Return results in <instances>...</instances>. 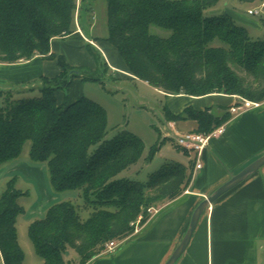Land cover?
<instances>
[{
    "label": "trees",
    "instance_id": "trees-1",
    "mask_svg": "<svg viewBox=\"0 0 264 264\" xmlns=\"http://www.w3.org/2000/svg\"><path fill=\"white\" fill-rule=\"evenodd\" d=\"M83 1L78 5L77 0H0V62L42 55L57 59L61 68L54 77H40L39 94L34 89L40 82L0 88V166L19 158L29 141L28 156L34 163H45L51 188L79 190L83 199L81 204L56 202L28 226L41 264H74L68 258L71 250L79 255L77 264H86L108 242L131 236L133 222L142 216L144 224L149 218L148 208L175 200L188 189L195 168L193 159L188 163L168 160L145 181L120 176L132 166L138 169L150 162L160 143L144 155L143 139L129 130L108 139L106 109L85 95L68 98L74 78L99 80L81 74V66L70 65L63 55L51 52L54 38L82 39L78 29L83 28L75 24L76 17L80 20L84 10L93 13L91 2L96 0ZM219 1L105 0L109 34L89 39L110 42L134 78L166 94L224 93L263 102L264 37L253 39L249 28L229 12L206 14ZM153 26L165 34L152 32ZM94 45L85 42L97 59ZM104 64L109 68L105 59ZM59 91L64 92L63 100L57 97ZM165 116L167 122L191 120L194 132L209 133L230 114L187 107ZM24 194L11 179L0 195L3 264L24 263L17 226L24 211L18 199ZM84 210L89 211L87 217L82 215Z\"/></svg>",
    "mask_w": 264,
    "mask_h": 264
},
{
    "label": "crops",
    "instance_id": "crops-1",
    "mask_svg": "<svg viewBox=\"0 0 264 264\" xmlns=\"http://www.w3.org/2000/svg\"><path fill=\"white\" fill-rule=\"evenodd\" d=\"M229 13L235 19L258 26L243 16ZM78 31L82 39L63 42L62 48L60 38H54L51 52L63 55L70 65L95 66L85 47V42L89 41L104 48L103 57L112 69L124 77L134 78L110 42L92 41L80 29ZM60 71L57 59L49 60L42 55L14 63L0 62V88L8 89L16 83L38 84L40 77H54ZM82 82L81 78H74L68 91L70 100L83 95L78 93ZM74 87L78 90H73ZM159 92L165 95L164 115L166 112L181 113L187 107L216 110L218 115L228 111L230 117L223 124L224 132L210 140L200 156L201 167L194 168L190 186L180 197L165 204L158 215L140 232L126 238L115 252L100 253L86 264H165L183 239L198 204L264 154V101L246 111L232 113L230 108L239 102L238 95L211 93L192 96ZM57 97L63 100L64 92H57ZM173 122L174 130H168L167 122L165 125L170 135L176 131H193L196 126L191 120ZM177 149L186 155L181 162L188 163L191 159L195 162L192 154ZM11 179L15 185L21 184V180L34 185L37 190V202L30 207L31 218H28L27 226L40 216L44 217L48 208L56 203L53 201H59L47 185L45 168L38 163L17 158L1 165L0 187ZM174 264H264V166L208 206L186 250Z\"/></svg>",
    "mask_w": 264,
    "mask_h": 264
},
{
    "label": "rangeland",
    "instance_id": "rangeland-1",
    "mask_svg": "<svg viewBox=\"0 0 264 264\" xmlns=\"http://www.w3.org/2000/svg\"><path fill=\"white\" fill-rule=\"evenodd\" d=\"M264 0H258L254 3L240 2L239 0H220L218 4L211 9L206 11V14H220L224 12H233L244 18L257 23L258 26H253L244 21L236 19L240 24L247 26L250 30V34L253 39H261L264 37V8L259 9L260 15H250L247 11L249 8H259L261 3ZM84 2L83 0H77V3ZM88 5V4H87ZM94 12L92 13L89 10H84L82 12V17L80 20L76 17L75 24L80 26L81 24L83 30L82 33L88 38L92 37H107L109 34V26L107 22L106 14V3L105 0H96L91 2ZM81 13L76 12V15ZM152 32L165 34L160 28L153 26L151 28ZM79 38L77 36L60 38L58 39L60 47L62 48L63 42L67 41H76ZM101 46V45H100ZM98 45H94L92 50L95 52L97 59L92 55L95 66L91 65H80L81 74L87 76H97L99 80H88L82 82V86L77 89L78 93H83V95L93 99L94 101L100 103L107 111L108 115V133L106 138L110 139L114 137L121 130H129L136 135H139L145 143V152L144 155L149 153V150L153 144L160 143V149L154 156V158L143 165H140L137 169V166H132L124 170L120 176L130 178L132 180L145 181L148 179L150 174L157 170L161 164L168 160H177L182 161V158L186 155L177 149L175 141L172 140L170 134L165 139V135L168 134L166 129L167 118L163 113V105L165 103V95L159 92V90L150 85L149 83L140 80L138 78H128L124 77L116 70L110 67V63L107 66L104 64V48ZM59 51L63 52V49ZM102 54V55H101ZM104 56V57H103ZM106 59V58H105ZM242 75L243 72H241ZM245 76V75H244ZM248 80L251 77H247ZM39 85H35L34 92L39 94ZM214 113H218L214 110ZM30 147V142L27 141L24 144L21 156L22 159L30 158L28 156V151ZM34 163V162H32ZM40 166L45 168V176L47 178V185L50 191L55 193L57 200H71L75 204L83 203L82 197L79 195V190H65V191H54L49 182L48 170L45 166V163H38ZM21 184H16V187L25 194L18 199L20 205L25 209V212H22L18 216L17 226H18V236L19 241L22 246V249L25 254L23 264H41L42 260L37 255L33 243L28 235V218L30 217V207L34 205L37 201V190L34 189V185L25 184L21 181ZM5 181L0 187V193L5 189ZM41 197V191H40ZM53 201V202H59ZM170 201H164L159 204L153 205L151 208L153 210H146L149 215V218L144 224L140 223V219H137L133 222L138 227L139 232L142 228L148 224V222L158 215L164 208L165 204ZM89 211L84 210L82 212L83 217H87ZM37 218V217H34ZM41 218V216H40ZM30 220V219H29ZM74 264H77L79 261V255L71 250L68 257ZM0 264L1 258H0Z\"/></svg>",
    "mask_w": 264,
    "mask_h": 264
},
{
    "label": "built area",
    "instance_id": "built-area-1",
    "mask_svg": "<svg viewBox=\"0 0 264 264\" xmlns=\"http://www.w3.org/2000/svg\"><path fill=\"white\" fill-rule=\"evenodd\" d=\"M264 8V1L261 3L259 8H250L248 9V13L250 15H259L260 10L259 9ZM260 104V102L252 101L249 99H246L242 96H239V102L233 105L230 108V111L232 113H239L242 111H246L250 108L256 107ZM167 128L168 130H174L175 129V123L173 121L167 122ZM224 132V125H221L214 130H212L209 133H201V132H194V131H188L184 133H180L176 131V133H173V135H170L172 139L175 141V144L181 148L182 150L188 152L189 154H192L195 157V168L201 167L200 162V156L202 152L208 147L210 140L214 137H219ZM170 133L166 134L167 136ZM148 210H153V208H148ZM141 222L142 216L138 217ZM138 227L134 229L133 234L138 233ZM132 234V235H133ZM131 235V236H132ZM128 238V237H127ZM126 239V238H125ZM125 239L122 240H112L106 244V247L102 251V253H113L115 252L125 241Z\"/></svg>",
    "mask_w": 264,
    "mask_h": 264
},
{
    "label": "water",
    "instance_id": "water-1",
    "mask_svg": "<svg viewBox=\"0 0 264 264\" xmlns=\"http://www.w3.org/2000/svg\"><path fill=\"white\" fill-rule=\"evenodd\" d=\"M263 166H264V154L258 157L257 159H255L254 161H252L240 172L233 175L228 181H226L220 187H218L211 195L207 196L204 200H202L195 208L191 216L190 223L188 225L187 231L183 239L176 247V249L173 251V253L168 258L165 264H174L184 253L191 240L192 234L200 220L201 215L208 208V206L212 204L214 201H216L218 198H220L223 194H225L226 192L230 191L231 189L242 183L250 175L260 170Z\"/></svg>",
    "mask_w": 264,
    "mask_h": 264
}]
</instances>
